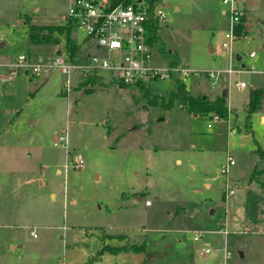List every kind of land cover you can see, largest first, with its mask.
Here are the masks:
<instances>
[{
  "label": "rangeland",
  "instance_id": "1",
  "mask_svg": "<svg viewBox=\"0 0 264 264\" xmlns=\"http://www.w3.org/2000/svg\"><path fill=\"white\" fill-rule=\"evenodd\" d=\"M68 1L0 0V264H264V99L248 126L245 109L264 88V0H239L246 33L230 48L222 46L230 31L222 0L152 4L165 12L152 66L193 69L184 84L194 95L226 90L227 114L216 119L176 102L164 118L168 80L144 83L146 98L100 72L84 86L73 74L68 93L60 71L18 68L2 82L19 55L46 59L62 49L32 45L25 21L60 24ZM73 37L87 64L99 51L76 28ZM229 66L242 71L212 87L206 72ZM60 131L67 148L53 145ZM227 154L235 164L221 173ZM143 243L142 252L124 250Z\"/></svg>",
  "mask_w": 264,
  "mask_h": 264
},
{
  "label": "built area",
  "instance_id": "2",
  "mask_svg": "<svg viewBox=\"0 0 264 264\" xmlns=\"http://www.w3.org/2000/svg\"><path fill=\"white\" fill-rule=\"evenodd\" d=\"M222 4L229 7L230 31L225 34L222 44L224 48H230V44L237 37L236 26L246 16L244 7L239 0H222ZM165 18L163 8H153L143 0H132L125 3V0H69L67 13L63 16L60 24L71 23L77 30L84 33V41L93 44L99 51L96 54L88 55V63H82L77 59L70 60L62 51L53 56L44 58L38 56L36 59L30 56L19 55L7 76L2 77V82L13 78L18 68L31 72L34 76H41L53 71H60L64 75L63 87L65 92L71 90V80L75 73H87L98 71L100 73L118 79L123 83L134 85L139 82L149 83L154 81H174V78L185 82L193 69L182 65H168L167 68H156L151 64L150 25H162ZM253 56V53L250 54ZM241 69H234L229 66L224 71L206 72L212 87L217 83L216 77L226 74L229 77ZM244 87L243 82L239 83ZM213 117L219 118L218 115ZM229 123V122H228ZM227 132L233 134L234 129L228 124ZM54 146H68L67 131H60L54 137ZM235 164L232 155L227 154L226 161L221 165V173H226L230 166ZM82 158L78 157L74 163L75 168H82ZM226 198L234 194L231 185L225 186ZM200 235L194 237L199 240ZM209 249H202L200 253H208Z\"/></svg>",
  "mask_w": 264,
  "mask_h": 264
},
{
  "label": "trees",
  "instance_id": "3",
  "mask_svg": "<svg viewBox=\"0 0 264 264\" xmlns=\"http://www.w3.org/2000/svg\"><path fill=\"white\" fill-rule=\"evenodd\" d=\"M132 0H125V3H129ZM148 2L152 4L154 0H148ZM244 20L245 17L241 20V22L236 26L235 28V34L237 36L242 35L246 33V29L244 27ZM26 26V33L28 35L29 42L32 45H37L40 43H45L49 45H55V44H62V49L59 48L60 51L63 52V48L65 52H67V56L70 60H74L76 57V54L79 50V46L73 37L74 33V26L71 23L66 24H54V25H36L32 24L29 21H25ZM150 41L155 42L158 39V26L156 24L150 25ZM165 57H168L166 53H164ZM170 65H176L174 61H170ZM100 79V75L98 71L87 72L82 73L81 75V81L80 85L84 86L89 83H95L97 80ZM119 85L122 86H130L131 89H138V92L142 94L143 97H148L150 95V91L148 88L145 87V84L142 82H139L134 85H129L126 83H123L122 81L116 80ZM226 97L218 96L214 99H210L202 94L193 95L189 93V91L186 89V86L184 82L181 80L174 78L173 81V89L170 91L168 95V100H164L161 103V107H164L166 109H171L173 104L178 103L182 106H184L188 112L191 114H210L214 113L216 115H219L220 117H225L227 114V107H226ZM264 98V88H259L254 91H252L249 96L246 103V119H247V125L250 118L251 113L255 112L258 107L261 105ZM153 103H156L155 98L152 99ZM259 154L262 152V150L259 148L257 149ZM144 243L140 245V247L137 249L130 247L128 251H133L135 253H139L144 251ZM118 252H121L122 250L118 249ZM144 264V263H143Z\"/></svg>",
  "mask_w": 264,
  "mask_h": 264
},
{
  "label": "crops",
  "instance_id": "4",
  "mask_svg": "<svg viewBox=\"0 0 264 264\" xmlns=\"http://www.w3.org/2000/svg\"><path fill=\"white\" fill-rule=\"evenodd\" d=\"M221 13L224 15L226 12H225V10H221ZM245 17H246V16H245ZM158 28H159V27H158ZM242 35H243V34H242ZM242 35H239V36L241 37ZM155 42H156V41H155ZM85 43H86V42H85ZM77 44H78V43H77ZM78 46H79V49H80V46H81V45L78 44ZM78 51H79V50H78ZM76 56H77V54H76ZM77 59H78V58H77ZM169 63H170V61H169ZM169 65H170V64H169ZM176 65H177V64H176ZM224 91H226V90H224ZM224 91H223V92H224ZM189 93H190V92H189ZM227 93H228V92H227ZM193 95H194V94H193ZM226 97H227V95H226ZM263 99H264V98H263ZM247 100H248V96H247ZM261 104H262V103H261ZM260 106H261V105H260ZM260 106L258 107V109L260 108ZM192 115H193V116H196L197 114H192ZM260 119H261V120H264V116L261 115V116H260ZM180 162H181V160H180ZM197 241H198V240H197ZM19 246H20V245H19Z\"/></svg>",
  "mask_w": 264,
  "mask_h": 264
},
{
  "label": "water",
  "instance_id": "5",
  "mask_svg": "<svg viewBox=\"0 0 264 264\" xmlns=\"http://www.w3.org/2000/svg\"><path fill=\"white\" fill-rule=\"evenodd\" d=\"M60 54H61V51H58V52H57V55H60ZM237 59H239V57H237ZM226 95H227V91H224V92H223V96L226 97ZM168 117H169V111L166 110V112H165V117H164V118H168ZM164 118L162 117L161 120H163Z\"/></svg>",
  "mask_w": 264,
  "mask_h": 264
}]
</instances>
